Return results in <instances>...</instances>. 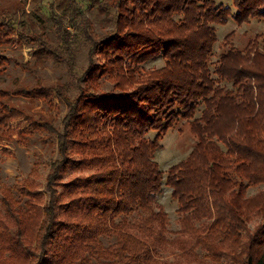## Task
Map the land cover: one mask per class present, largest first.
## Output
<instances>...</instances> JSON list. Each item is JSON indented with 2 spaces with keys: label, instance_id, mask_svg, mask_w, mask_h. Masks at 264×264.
Listing matches in <instances>:
<instances>
[{
  "label": "trees",
  "instance_id": "1",
  "mask_svg": "<svg viewBox=\"0 0 264 264\" xmlns=\"http://www.w3.org/2000/svg\"><path fill=\"white\" fill-rule=\"evenodd\" d=\"M82 1L102 8L112 30L93 37ZM51 14L65 29L62 51L35 54L62 59L74 39L84 38L90 65L80 80L89 88L74 99L67 87L42 83L0 92L8 99L55 93L68 109L59 131L0 104L1 126L25 117L56 137L60 155L44 191L32 179L25 180L22 199L2 188L0 264H203V250L219 259L214 239H239L254 215L264 219V190L244 196L249 185L264 183V37L242 50L227 36L229 48L213 63L214 25L230 18L264 21V0H233V7L216 0H61ZM15 30V19L0 16V45L10 43ZM158 57L161 68L144 69ZM68 61L73 66L71 52ZM101 79L113 82L109 90H102ZM181 120L189 121L197 141L163 172L155 154ZM86 169L94 172L64 181L70 171ZM165 187L179 204L175 232L158 202ZM247 252L244 264H264V220Z\"/></svg>",
  "mask_w": 264,
  "mask_h": 264
},
{
  "label": "rangeland",
  "instance_id": "2",
  "mask_svg": "<svg viewBox=\"0 0 264 264\" xmlns=\"http://www.w3.org/2000/svg\"><path fill=\"white\" fill-rule=\"evenodd\" d=\"M216 1L219 4L233 7V0ZM60 2L61 0H0V16L5 15L15 19L17 28L11 38L12 41L0 45V59L5 60L0 68V92H13L22 87L33 88L42 83L44 86L67 87L68 95L74 99L82 88L88 90V83L80 80L90 65L89 46L84 38L75 41L71 37L73 45L68 53L71 52L74 56L73 66L68 61L69 54L65 51L61 52L62 59L45 54L43 59L39 60L35 54L36 51L45 49L62 51L61 44L66 37L63 33L65 30L63 24H59L57 20L61 13L57 11L59 12L57 18L51 14V7L56 8ZM85 4L87 2L82 1V7L85 9L84 17L92 24L90 32L93 37L97 38L112 30L102 8L97 6L88 8ZM233 10L236 12L234 8ZM66 26L72 34L76 33L67 21L64 22V27ZM214 26L218 42L214 47L213 63L229 48L224 47L227 36L232 35L229 41L242 50L257 36L264 37V21L259 19L238 24L230 18L227 24ZM21 32L26 34L27 38L22 39ZM95 62L100 63L98 56L95 57ZM163 65L164 60L158 57L145 63L144 69L153 70ZM100 84L102 90L107 91L113 82L101 79ZM4 103L25 112L38 121H48L57 130L63 131V119L68 109L62 98L55 93L47 99H31L21 96H11L8 99L1 96L0 104ZM203 107L201 105L200 110ZM200 116L201 112L198 111L196 117ZM22 132H26L25 136L20 135ZM196 141L197 138L191 131L189 121L181 120L177 123L161 141V147L155 154V160L159 163L161 170L166 172L171 166L184 160L194 148ZM59 159L56 137L35 129L25 117L12 120L6 127L0 125V192L3 187L7 186L12 189L17 199H22L20 190L25 186L26 179H32L38 185L37 188L44 191L50 164ZM93 172V169L70 171L64 181L66 182L72 176L89 175ZM263 190L264 183L249 185L244 196L251 198ZM158 202L168 214L170 231L179 230V204L172 199L171 190L165 187L158 196ZM263 220L261 215H254L245 224L246 230L240 231L239 239L230 240L226 244H222L219 238L214 239L215 247L220 246L217 248L220 257L219 259L214 258L209 251L203 250V264H244L248 253L247 246L256 228L263 224ZM105 242L108 245L112 240L105 239ZM168 260L173 261L172 258ZM182 264L200 263L184 260Z\"/></svg>",
  "mask_w": 264,
  "mask_h": 264
}]
</instances>
